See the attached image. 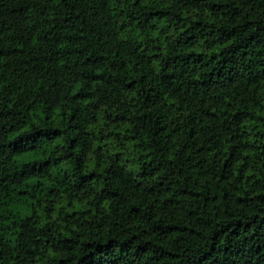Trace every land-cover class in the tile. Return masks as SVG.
Wrapping results in <instances>:
<instances>
[{
  "label": "trees",
  "instance_id": "trees-1",
  "mask_svg": "<svg viewBox=\"0 0 264 264\" xmlns=\"http://www.w3.org/2000/svg\"><path fill=\"white\" fill-rule=\"evenodd\" d=\"M0 264H264V0H0Z\"/></svg>",
  "mask_w": 264,
  "mask_h": 264
}]
</instances>
